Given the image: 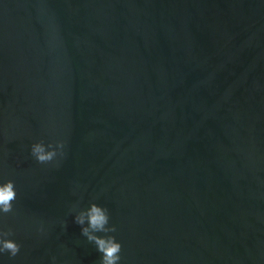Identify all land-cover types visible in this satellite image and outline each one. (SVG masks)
Instances as JSON below:
<instances>
[{"label": "water", "instance_id": "1", "mask_svg": "<svg viewBox=\"0 0 264 264\" xmlns=\"http://www.w3.org/2000/svg\"><path fill=\"white\" fill-rule=\"evenodd\" d=\"M8 180L0 264H99L92 203L120 264H264V0H0Z\"/></svg>", "mask_w": 264, "mask_h": 264}, {"label": "clouds", "instance_id": "2", "mask_svg": "<svg viewBox=\"0 0 264 264\" xmlns=\"http://www.w3.org/2000/svg\"><path fill=\"white\" fill-rule=\"evenodd\" d=\"M63 147V142L49 143L47 146L43 142H37L31 145L30 155L38 164H48L58 155L63 156ZM16 197L17 193L13 181L8 180L0 183V218L13 212V202ZM108 222V210L95 203L90 204L86 210L79 211L74 217V223L80 226L81 235L86 237L88 242L94 244L97 252L101 254L99 264H120L121 244L116 242L115 237H98L91 234L92 232H115V227H106ZM85 223L87 224L86 227L84 226ZM12 235L11 229L4 230L3 227H0V255L7 253L9 258H13L19 253L20 245L14 240L8 239Z\"/></svg>", "mask_w": 264, "mask_h": 264}]
</instances>
